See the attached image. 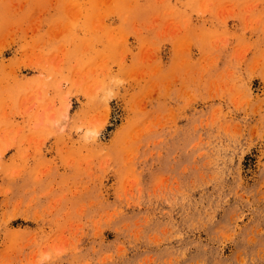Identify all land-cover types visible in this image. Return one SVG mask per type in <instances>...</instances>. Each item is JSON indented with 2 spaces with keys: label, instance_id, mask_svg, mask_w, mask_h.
I'll return each mask as SVG.
<instances>
[{
  "label": "rangeland",
  "instance_id": "374dc122",
  "mask_svg": "<svg viewBox=\"0 0 264 264\" xmlns=\"http://www.w3.org/2000/svg\"><path fill=\"white\" fill-rule=\"evenodd\" d=\"M0 264H264V0H0Z\"/></svg>",
  "mask_w": 264,
  "mask_h": 264
}]
</instances>
